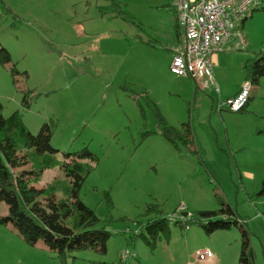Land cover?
I'll return each mask as SVG.
<instances>
[{
    "label": "rangeland",
    "instance_id": "obj_1",
    "mask_svg": "<svg viewBox=\"0 0 264 264\" xmlns=\"http://www.w3.org/2000/svg\"><path fill=\"white\" fill-rule=\"evenodd\" d=\"M172 2L0 0L2 115L17 112L32 135L48 124L59 159L83 150L93 155L78 197L110 234L104 254L71 252L62 263L57 254L26 246L11 225L0 226V264H116L119 252L131 248L136 258L129 264H238L239 227L207 233L198 215L221 204L248 233L254 264H264V139L256 135L264 100L254 98L257 114L248 117L218 110L226 100L202 89L194 97L190 80L170 72L163 35L174 17ZM241 31L246 48L225 51L236 63L264 51V8ZM235 62L223 76L230 85ZM261 91L264 78L252 95ZM154 107L175 128L190 118L195 145L180 143L177 151L165 141ZM55 176L61 171L46 170L36 187ZM68 185L59 183L57 198ZM6 212L0 203V216ZM173 213L167 234L157 232L152 242L137 226ZM201 251L215 258L200 260Z\"/></svg>",
    "mask_w": 264,
    "mask_h": 264
},
{
    "label": "trees",
    "instance_id": "obj_2",
    "mask_svg": "<svg viewBox=\"0 0 264 264\" xmlns=\"http://www.w3.org/2000/svg\"><path fill=\"white\" fill-rule=\"evenodd\" d=\"M4 58L5 62L10 61L8 55ZM243 72L245 81L250 82L253 87L258 85L259 80L264 78V51L247 59ZM15 73L12 69V76ZM26 98L25 95L22 104L28 108ZM248 102L249 98L247 104ZM2 110L0 105V203L5 204L7 212L0 216V226L11 225L29 248H35L38 242H43L49 253L57 254L61 260L68 253L78 251L104 254L110 234L98 227V218L78 197L90 171L85 160L93 161V155L83 150L63 154L59 159L58 151L50 145L51 127L48 124H43L38 133L32 135L17 112L4 118ZM153 112L160 136L174 149L180 151L176 147L180 143L181 148L194 145L190 118L179 128H175L166 123L156 107ZM54 168L61 171L62 177H55L42 188L36 187L44 171ZM61 182H69V185L65 188L64 198L59 199L56 189ZM221 206L218 211L198 213L201 222H205L202 227L207 233L239 227L242 247L238 264H254L248 233L239 225L240 220L233 211L229 207H223V204ZM218 216L221 219L212 221V218ZM137 226L144 227L152 242L157 232L167 234L168 221L164 215ZM142 237L150 242L145 236ZM130 240L133 241V238Z\"/></svg>",
    "mask_w": 264,
    "mask_h": 264
},
{
    "label": "built area",
    "instance_id": "obj_3",
    "mask_svg": "<svg viewBox=\"0 0 264 264\" xmlns=\"http://www.w3.org/2000/svg\"><path fill=\"white\" fill-rule=\"evenodd\" d=\"M263 3L264 0H173L171 6L176 15L179 43L171 55L170 72L192 80L198 89H213L218 94L212 59L218 53L229 50L230 41L235 43L236 50L246 48L242 25ZM243 84L235 96L218 105V110L224 107L228 112L238 113L245 108L252 85L248 81ZM176 214L168 215L167 221L173 222ZM138 228L141 231L142 228ZM125 233L131 234L129 229ZM213 256L211 251L198 253L200 260ZM135 258L132 248L123 249L116 264H129Z\"/></svg>",
    "mask_w": 264,
    "mask_h": 264
},
{
    "label": "crops",
    "instance_id": "obj_4",
    "mask_svg": "<svg viewBox=\"0 0 264 264\" xmlns=\"http://www.w3.org/2000/svg\"><path fill=\"white\" fill-rule=\"evenodd\" d=\"M171 8H172V6H171ZM263 8H264V3L261 5L260 9L254 10L248 18H250L254 14V12L261 10ZM173 14H174V17L172 18V20L168 21L166 23V27H165L166 31H165V34L163 35L164 37H167L166 42L170 45L169 46L170 47L169 48L170 61H171V55H172L173 51L175 49H177V46H175L176 45L175 40H176L177 44L179 43V32H178V29L176 26L177 21H176V15H175L174 10H173ZM166 15H168V14H166ZM245 22L242 25L243 29L245 27ZM173 38H175V40ZM142 44H145V43L142 41ZM234 45H235V43H233V41H230L228 44L229 48L231 46L232 49H234ZM229 50H227V51H229ZM225 53H227V52L218 53L212 59L214 76H215V79H216L217 84L219 86V93L217 94V98H218L217 101L218 102H219V100L225 101L226 99L235 96L240 91L242 84L245 82L243 65H244L247 58L245 60L243 58L238 59V63H236L235 59L233 57L234 54L226 55ZM233 61L235 62L234 64L237 65L236 72H235V74H237V77L235 78L232 85H230L227 83V80L223 76L227 75L228 72H230L234 69V67H232L229 64ZM239 67H240V69H239ZM186 79H188V78H186ZM188 80H190V79H188ZM190 82L192 84V91H193L192 95L195 97L196 93L199 89L197 88V86L194 85L192 80H190ZM208 90H210V91L212 90L215 93V91L213 89H208ZM205 91H207V90H205ZM253 91H254V87L252 86L250 94H249V102L246 105L244 111L242 110V112H241V114L243 113L242 115L245 117L251 116L253 114L254 115L257 114V112H256L257 110L253 105V100L257 95L259 98H263V100H264V94L262 93V91L259 92V94L255 93L254 95H252ZM194 97L192 99H195ZM220 104H222V103H220ZM256 129L258 131V132H256V135L258 137H260L261 139H264V118H260V125ZM192 131H193V129H192ZM193 139H194V145H195V138H193ZM194 145H192V146L190 145L188 148H192ZM193 152L196 153L197 151L194 150ZM260 152H261L260 149L254 150L255 154L260 153ZM45 172H46V170L44 171L43 175L45 174ZM35 248H38L44 252H48V250H47L46 246L43 244V242H38L37 245L35 246ZM214 258H215V255L212 258L205 259V261H209V260H212ZM64 261L65 260H62V263H66L67 260L65 262Z\"/></svg>",
    "mask_w": 264,
    "mask_h": 264
},
{
    "label": "water",
    "instance_id": "obj_5",
    "mask_svg": "<svg viewBox=\"0 0 264 264\" xmlns=\"http://www.w3.org/2000/svg\"><path fill=\"white\" fill-rule=\"evenodd\" d=\"M184 216H186V214H183Z\"/></svg>",
    "mask_w": 264,
    "mask_h": 264
}]
</instances>
